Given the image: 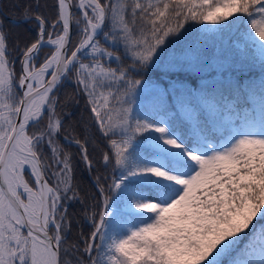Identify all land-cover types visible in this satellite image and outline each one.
<instances>
[{"label": "snow or ice", "instance_id": "obj_1", "mask_svg": "<svg viewBox=\"0 0 264 264\" xmlns=\"http://www.w3.org/2000/svg\"><path fill=\"white\" fill-rule=\"evenodd\" d=\"M256 58L264 0H0V264H264Z\"/></svg>", "mask_w": 264, "mask_h": 264}, {"label": "trees", "instance_id": "obj_2", "mask_svg": "<svg viewBox=\"0 0 264 264\" xmlns=\"http://www.w3.org/2000/svg\"><path fill=\"white\" fill-rule=\"evenodd\" d=\"M243 75L245 77V80L255 81V82H257V84L259 83L260 79L262 77H264V72L261 71L260 62H259L258 58H256V61L254 64H250L249 67L245 69ZM65 90L70 91L71 86H69ZM74 111H75L74 119L79 118L82 114L85 117L87 116V111L84 108L83 101L81 102V105L79 106V110L78 111L74 110ZM71 150L73 151V153H75L76 152L75 146H73ZM75 160L78 162L76 177H77V180L81 182V187L88 190V191H94V189L91 187V184H90V174L87 172L85 165L82 162H79V156H76ZM77 209H78V205L71 208L70 211L74 212ZM78 219H79V217H77L73 220V224H74L73 230L74 231L76 230V227H75L76 226V220H78ZM85 231H87L86 228H85ZM244 242L247 243V239H245Z\"/></svg>", "mask_w": 264, "mask_h": 264}, {"label": "rangeland", "instance_id": "obj_3", "mask_svg": "<svg viewBox=\"0 0 264 264\" xmlns=\"http://www.w3.org/2000/svg\"><path fill=\"white\" fill-rule=\"evenodd\" d=\"M249 106H250V105H249ZM179 117L182 118V119H184V116H183L182 113L179 114Z\"/></svg>", "mask_w": 264, "mask_h": 264}]
</instances>
